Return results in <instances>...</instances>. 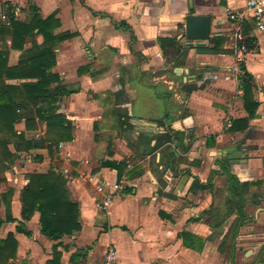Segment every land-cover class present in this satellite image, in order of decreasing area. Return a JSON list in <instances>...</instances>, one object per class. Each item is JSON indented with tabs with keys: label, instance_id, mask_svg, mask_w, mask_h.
<instances>
[{
	"label": "crops",
	"instance_id": "1",
	"mask_svg": "<svg viewBox=\"0 0 264 264\" xmlns=\"http://www.w3.org/2000/svg\"><path fill=\"white\" fill-rule=\"evenodd\" d=\"M6 3L14 7L17 21L28 20L34 4L42 18L55 14L57 34H75L55 47L52 72L73 91L57 103L73 136L57 156L81 226L54 242L40 234L37 213L23 222L29 235L15 230L17 222H4L0 239L12 234L17 244L10 264H47L54 254L59 264H101L109 246L116 250V264H201L206 259L208 264H264V33L237 19L247 0H0V16ZM187 15L211 17L205 46L188 47L182 38ZM121 22L131 34L115 28L113 23ZM244 25L254 46L241 62L257 103L252 119L243 105L239 74L233 72L235 35L240 32L245 45ZM212 38L219 39L216 47ZM35 42L41 44L42 38ZM20 55L10 50L8 66H15ZM243 120L245 127L229 132L234 121ZM15 130L23 132L24 123ZM173 133L181 134L186 151L176 139L163 142ZM222 162L239 182L258 183L244 196L245 217L236 229L238 214L229 205ZM107 163L123 164L121 176ZM51 164L46 150H34L18 154L5 172L16 221L25 175L45 174ZM193 178L211 188L195 189ZM99 183L101 192L95 188ZM218 194L225 200L217 206ZM0 210L4 220L2 201ZM230 218L234 225L226 227ZM183 233L191 237L182 238Z\"/></svg>",
	"mask_w": 264,
	"mask_h": 264
},
{
	"label": "trees",
	"instance_id": "2",
	"mask_svg": "<svg viewBox=\"0 0 264 264\" xmlns=\"http://www.w3.org/2000/svg\"><path fill=\"white\" fill-rule=\"evenodd\" d=\"M4 13L8 18L6 22L0 23V184L5 182L4 174L18 158L20 153H29L34 150H46L51 157L59 150L61 144L73 140L72 126L63 114L58 113V100L60 97L68 96L73 91L62 85L58 74L52 72L55 66L54 49L60 43L72 39L75 34L56 33L60 27V21L55 14L42 18L38 8L34 4L28 7L29 19L17 21L14 18L13 6L4 4ZM94 15H97L94 13ZM116 29L131 34L129 27L124 23H113ZM250 28L243 26V35L246 37L245 46L248 52L254 49L253 40L248 37ZM40 36L42 43L37 44L35 38ZM248 37V38H247ZM9 41V44H8ZM218 38H212L211 43L215 47L219 44ZM27 43L31 44L25 49ZM10 50L21 52L18 63L8 66V54ZM199 52L215 53V49L198 48ZM239 81L243 91V105L248 113V119L255 117L257 103L253 101L251 76L246 72L243 63H238ZM86 68H82L85 70ZM81 70V69H80ZM30 81V82H21ZM24 123V131L18 133L15 126ZM247 121H234L229 132L237 130L236 125H246ZM44 126V131L39 134V126ZM243 129V128H242ZM180 133H173L164 137L163 142L172 143L176 139L182 151L186 146L181 140ZM162 142V143H163ZM13 148V152L9 149ZM159 143L154 147L157 149ZM173 157V153L168 154ZM37 162L42 157L36 155ZM107 165L122 174L123 164L107 163ZM227 175L229 182L228 191L232 199L229 202L233 206L232 212H237L238 219L234 228L243 221L245 213L243 209L246 204L245 195L249 188L257 186L258 183L239 182L236 176L229 173L226 162L219 164ZM135 176V175H133ZM26 185L19 194L20 221L11 216L10 199L12 190L0 193V201L5 206V219H0V227L4 222H17L15 230L29 235L23 230V222L30 221L34 214H38V225L40 234L51 241H58L63 236H70L81 230L78 222V206L70 198L66 186V176L50 168L45 174H26ZM195 189H210L211 183L201 184L197 178H193ZM235 231V230H234ZM182 238L191 237L182 234ZM16 241L12 234L0 239V264H10L16 252ZM47 264H59L57 254Z\"/></svg>",
	"mask_w": 264,
	"mask_h": 264
},
{
	"label": "built area",
	"instance_id": "3",
	"mask_svg": "<svg viewBox=\"0 0 264 264\" xmlns=\"http://www.w3.org/2000/svg\"><path fill=\"white\" fill-rule=\"evenodd\" d=\"M0 19L8 25V18L5 14H2ZM237 19L239 21H251L257 31L264 33V0H247L245 9L241 13L237 14ZM235 38L238 43L234 46L235 65L233 67V72L239 74L237 64L243 61L244 56L247 54V49L243 44L244 38L240 32L235 35ZM103 187L104 185L99 183L95 188L98 192H101ZM110 202L111 196L105 198V201L103 202L104 208H107ZM116 262V250L113 246H109L104 254L101 264H116Z\"/></svg>",
	"mask_w": 264,
	"mask_h": 264
},
{
	"label": "water",
	"instance_id": "4",
	"mask_svg": "<svg viewBox=\"0 0 264 264\" xmlns=\"http://www.w3.org/2000/svg\"><path fill=\"white\" fill-rule=\"evenodd\" d=\"M211 17L187 15L184 20L183 39L188 47H203L210 38ZM176 73L180 70L176 69Z\"/></svg>",
	"mask_w": 264,
	"mask_h": 264
},
{
	"label": "rangeland",
	"instance_id": "5",
	"mask_svg": "<svg viewBox=\"0 0 264 264\" xmlns=\"http://www.w3.org/2000/svg\"><path fill=\"white\" fill-rule=\"evenodd\" d=\"M85 60V58L83 57V61ZM103 61H104V63L106 64V65H108V66H112L113 65V63H112V61H108L107 60V58H105V60H104V58H103ZM43 131H44V126L43 125H40L39 126V129H38V132H39V134H41L42 135V133H43ZM108 141L109 142H111L112 141V135H109L108 136ZM70 143V142H69ZM45 153V152H44ZM57 154H58V151L57 152H54L53 153V155L50 157L49 155V158L51 159V161H52V164L50 165V168H54V169H56V171H60V169L62 168V160H60V157L59 156H57ZM60 173H61V171H60ZM61 174H63V173H61ZM64 175V174H63ZM5 178V177H4ZM10 186L8 185V182H7V180L5 179V182H3L2 184H0V193H2V192H4V191H6L8 188H9ZM224 200H225V196L223 197V195L222 194H218L217 195V199H216V205L218 206L221 202L223 203L224 202ZM247 200H248V203H251V197H250V195H248L247 196ZM0 213H3V211L2 210H0ZM231 225V227L234 225V219H228L227 221H226V227H229ZM226 263H228V262H226ZM201 264H208V259H206L205 261H202L201 262Z\"/></svg>",
	"mask_w": 264,
	"mask_h": 264
}]
</instances>
